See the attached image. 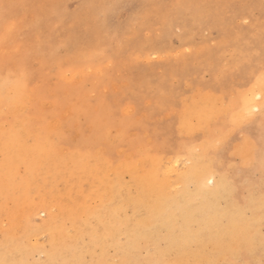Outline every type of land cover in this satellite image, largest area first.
<instances>
[{
  "label": "bare ground",
  "instance_id": "1",
  "mask_svg": "<svg viewBox=\"0 0 264 264\" xmlns=\"http://www.w3.org/2000/svg\"><path fill=\"white\" fill-rule=\"evenodd\" d=\"M243 48L240 43L235 50L243 53ZM250 49L256 56L255 72L264 73V54ZM24 74L8 81L0 76V264H263L264 192L243 191L239 203L234 191L237 175L216 167H224L233 151H239V161L246 165L252 159L264 173L263 132L258 142L249 140L264 125V85L256 96L262 102H255L253 95L243 102L248 140L231 155L224 141L212 149L203 143L198 149L179 151L176 158L148 143L141 153L115 164L111 141L121 140V132L113 140L107 128L114 108L85 114V121L97 127L89 131L90 137L77 135L73 124L81 116L70 114L78 111L51 117L50 106L32 88L29 73ZM213 99L194 104L192 112L204 119L203 126L209 113L204 110H211L209 104L216 106ZM215 129V124L204 129L203 137L209 138ZM102 139L105 151L98 148ZM233 162L227 168L234 169ZM248 170L244 169L246 175Z\"/></svg>",
  "mask_w": 264,
  "mask_h": 264
},
{
  "label": "rangeland",
  "instance_id": "2",
  "mask_svg": "<svg viewBox=\"0 0 264 264\" xmlns=\"http://www.w3.org/2000/svg\"><path fill=\"white\" fill-rule=\"evenodd\" d=\"M240 43L243 53L235 50ZM250 48L264 54V0H0V76L8 81L29 73L31 86L50 106L51 117L78 111L70 114L81 116L73 124L77 135L88 136L97 127L85 121V114L95 116L100 108H114L107 128L113 140L121 132V140L111 141L115 164L141 153L148 143L170 158L203 145L212 149L222 141L230 155L241 149L248 140L244 130L249 129L243 102L251 95L262 102L256 96L264 85V73L255 72L256 56ZM209 98L220 107L209 104L212 112L201 105L200 111H209L208 118L199 114L208 119L203 126L204 119L195 118L192 111L195 103ZM200 124L205 130L215 124L216 129L205 138ZM187 129L194 133H186ZM261 132L264 141V125L249 140L258 142ZM99 142L98 148L105 151L103 139ZM239 155L233 151L227 164L216 168L237 175L234 191L241 203L244 192H264V173L252 159L248 165L239 161ZM230 161L234 169L227 168ZM244 169H249L247 175ZM219 202L224 206V199Z\"/></svg>",
  "mask_w": 264,
  "mask_h": 264
}]
</instances>
